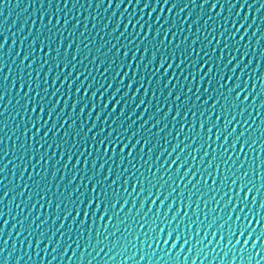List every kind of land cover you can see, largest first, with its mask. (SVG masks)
I'll list each match as a JSON object with an SVG mask.
<instances>
[{
  "label": "water",
  "instance_id": "water-1",
  "mask_svg": "<svg viewBox=\"0 0 264 264\" xmlns=\"http://www.w3.org/2000/svg\"><path fill=\"white\" fill-rule=\"evenodd\" d=\"M0 264H264V0H0Z\"/></svg>",
  "mask_w": 264,
  "mask_h": 264
},
{
  "label": "snow or ice",
  "instance_id": "snow-or-ice-1",
  "mask_svg": "<svg viewBox=\"0 0 264 264\" xmlns=\"http://www.w3.org/2000/svg\"><path fill=\"white\" fill-rule=\"evenodd\" d=\"M121 151H123V148L121 149ZM89 203H91V200H89ZM165 242H167V241H165ZM245 242H247V241H245Z\"/></svg>",
  "mask_w": 264,
  "mask_h": 264
}]
</instances>
